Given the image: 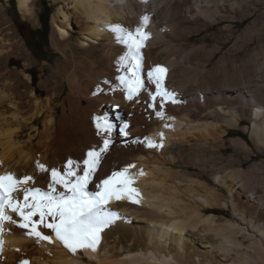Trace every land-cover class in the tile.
I'll return each mask as SVG.
<instances>
[{
    "label": "bare ground",
    "instance_id": "bare-ground-1",
    "mask_svg": "<svg viewBox=\"0 0 264 264\" xmlns=\"http://www.w3.org/2000/svg\"><path fill=\"white\" fill-rule=\"evenodd\" d=\"M36 1L17 0L22 25H39ZM51 2L55 62L32 55L0 4V175H30L34 182L26 187L47 191L50 175L36 169L37 161L63 171L71 159L82 174L87 152L110 139L88 190L132 164V174L144 173L134 184L141 198L139 204L125 199L108 205L120 219L101 233L95 252L72 255L50 230L41 228L52 243L37 242L5 222L0 264H264V202L256 191L263 178L251 181L264 162L243 166L253 147L264 153V42L248 48L264 35V0ZM253 14L222 51L234 22ZM143 15L149 16L143 74L166 67L165 86L176 94V103L165 102L163 120L155 114L159 98L153 109L147 92L128 100L116 87L124 48L105 30L115 23L134 30ZM105 118L113 128L98 135L96 122ZM239 126L246 136L235 134ZM145 138L163 147L149 148ZM227 145L233 152L226 157ZM17 196L22 200V192ZM216 207L230 208L237 221L219 217Z\"/></svg>",
    "mask_w": 264,
    "mask_h": 264
},
{
    "label": "snow or ice",
    "instance_id": "snow-or-ice-1",
    "mask_svg": "<svg viewBox=\"0 0 264 264\" xmlns=\"http://www.w3.org/2000/svg\"><path fill=\"white\" fill-rule=\"evenodd\" d=\"M146 2V0H144ZM149 16L143 15L138 26L130 30L118 23L108 25L105 30L114 35L115 42L122 45L124 51L116 61L118 71L122 75L116 77L119 87L125 93V98L132 100L141 92H147L153 103L149 107L155 109L157 98L160 99V109L156 111L158 119L163 120L165 102L176 103V94L165 86L167 68L156 65L144 73L143 52L149 33L145 30ZM103 83L109 84L105 80ZM153 85L154 91L146 87ZM113 91L115 88L112 89ZM98 91H103L98 88ZM117 119H120L117 116ZM169 125H165L168 127ZM128 123H123L121 133L127 136ZM113 124L105 119L96 122L97 134L110 132ZM163 133H160L163 141ZM147 147H163L151 139L145 138ZM110 139L103 140L99 150L92 149L87 152L83 160L82 174H78L80 165L71 159L67 161L64 170L48 169L44 164L36 162V169L41 173H49L50 182L47 191L39 187H26L34 178L24 175L17 178L11 172L0 175V234L4 231V223L8 222L24 234L37 242H53V236L47 235L41 228L50 230L54 239L59 241L64 249L75 255L78 251L90 250L95 252L101 241V233L117 219L118 212L109 209L112 201L128 200L130 203L139 204L141 193L134 187L137 175H144L143 170L132 174L130 169L135 165L129 164L122 170L113 171L106 178L95 185L96 191H89L88 187L97 171L102 155L110 145ZM58 188L63 189L58 191ZM22 192V200L17 194ZM9 212L14 213V219ZM38 217V219H35ZM16 251H19L17 249ZM3 252V241L0 240V254ZM19 264H30L27 259H21Z\"/></svg>",
    "mask_w": 264,
    "mask_h": 264
},
{
    "label": "rangeland",
    "instance_id": "rangeland-1",
    "mask_svg": "<svg viewBox=\"0 0 264 264\" xmlns=\"http://www.w3.org/2000/svg\"><path fill=\"white\" fill-rule=\"evenodd\" d=\"M0 4L7 8L8 14L14 19V22L16 23L22 36L24 35L23 37H25L27 46L29 47V49L33 53L32 55L36 59L41 60L43 62H48V61L55 62L58 60V57H57L58 55L55 54V56L53 55L50 56V53L52 52L50 44H49V34H50L51 27H52L50 19H51V14L54 10V6L51 0H37L36 1V11L39 16V25L37 26H33L31 22H27L24 25L21 24L23 18L17 7V0H0ZM254 16L255 14L250 15L249 17H247V19H244L241 22L240 21L234 22L235 26L233 27L234 29L233 36L227 35L229 37V42L225 45V48L222 51H224L225 49L229 48L232 45L235 38L240 35L242 30L251 21V19L254 18ZM259 42H264V35H260L259 37H256L253 40V42H251L248 45L249 50L251 49L253 50ZM243 54H244L243 52H240L238 54V57L242 56ZM263 59L264 58H261L260 60H263ZM38 73L39 71L37 70L34 71L35 76ZM247 124H249V122H247ZM233 130L235 134L240 133L243 136L247 135L246 131L241 126ZM249 144L253 146L250 140H249ZM226 147L227 149L223 151V155L227 157L230 154H232L233 150L231 147H229V145H227ZM253 151L254 153L251 155V158L243 161L244 167L251 165V163L261 162V161L264 162V153L260 151L259 152L256 151L254 147H253ZM235 156L242 157V155H239V154H236ZM260 178H263V184L262 186L256 187V191L263 194L262 200L264 202V197H263L264 196V169L261 170L260 175L256 176V178L253 177L251 181L258 182ZM219 189L223 193V197H225L227 195L226 190L223 188H219ZM214 213L217 214L221 218L224 217L232 221H237L236 217L232 214V211L230 208L216 207L214 208ZM238 238L241 239L240 236H238Z\"/></svg>",
    "mask_w": 264,
    "mask_h": 264
}]
</instances>
